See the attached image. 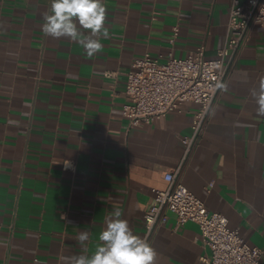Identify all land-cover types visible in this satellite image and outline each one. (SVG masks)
Listing matches in <instances>:
<instances>
[{
    "label": "crops",
    "instance_id": "obj_1",
    "mask_svg": "<svg viewBox=\"0 0 264 264\" xmlns=\"http://www.w3.org/2000/svg\"><path fill=\"white\" fill-rule=\"evenodd\" d=\"M110 36L94 57L42 31L50 0H0V264H75L91 255L106 218L122 213L140 237L154 190L181 169L183 185L264 249V27L248 32L197 147L184 160L194 105L151 125L123 116L132 63L200 47L216 60L232 0H103ZM179 29L175 43L171 40ZM213 185L210 188V185ZM88 232L82 246L77 236ZM150 244L155 264H206L198 225L169 213Z\"/></svg>",
    "mask_w": 264,
    "mask_h": 264
},
{
    "label": "built area",
    "instance_id": "obj_2",
    "mask_svg": "<svg viewBox=\"0 0 264 264\" xmlns=\"http://www.w3.org/2000/svg\"><path fill=\"white\" fill-rule=\"evenodd\" d=\"M255 26L264 27V0H232L227 41L216 60H206L203 47L187 59H179L171 51L165 60L163 56L153 59L150 55L135 60L127 73L125 95L129 103L123 108V116L132 127L151 125L170 113L183 112L186 105H194L192 134L182 138L186 162L197 147L222 91L216 85L226 84L248 32ZM178 34L176 28L172 44ZM180 176L181 169L165 173L168 189L153 191L155 205L144 216L142 238L150 242L171 213L176 216L178 225H198L203 245L210 251V257L203 259L206 264H262L264 249L250 246L238 230L229 227L224 215L211 213L204 202L183 185Z\"/></svg>",
    "mask_w": 264,
    "mask_h": 264
},
{
    "label": "clouds",
    "instance_id": "obj_3",
    "mask_svg": "<svg viewBox=\"0 0 264 264\" xmlns=\"http://www.w3.org/2000/svg\"><path fill=\"white\" fill-rule=\"evenodd\" d=\"M103 0H50V10L43 17L42 31L56 39L65 38L77 43L88 57H94L103 49L101 38L110 36ZM217 88L226 90L225 84ZM256 98L258 115L264 116V80ZM119 210H113L106 218L105 229L99 234L94 252L81 255L75 264H155L156 252L146 238L134 233ZM90 239L88 232L77 236L82 246Z\"/></svg>",
    "mask_w": 264,
    "mask_h": 264
},
{
    "label": "water",
    "instance_id": "obj_4",
    "mask_svg": "<svg viewBox=\"0 0 264 264\" xmlns=\"http://www.w3.org/2000/svg\"><path fill=\"white\" fill-rule=\"evenodd\" d=\"M262 264H264V262Z\"/></svg>",
    "mask_w": 264,
    "mask_h": 264
}]
</instances>
